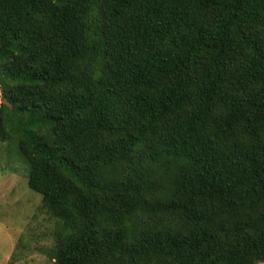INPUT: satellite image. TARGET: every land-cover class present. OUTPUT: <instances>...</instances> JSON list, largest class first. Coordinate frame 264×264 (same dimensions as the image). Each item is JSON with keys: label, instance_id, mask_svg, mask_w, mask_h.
<instances>
[{"label": "trees", "instance_id": "obj_1", "mask_svg": "<svg viewBox=\"0 0 264 264\" xmlns=\"http://www.w3.org/2000/svg\"><path fill=\"white\" fill-rule=\"evenodd\" d=\"M0 140L53 264L264 262V0H0Z\"/></svg>", "mask_w": 264, "mask_h": 264}, {"label": "rangeland", "instance_id": "obj_2", "mask_svg": "<svg viewBox=\"0 0 264 264\" xmlns=\"http://www.w3.org/2000/svg\"><path fill=\"white\" fill-rule=\"evenodd\" d=\"M28 177L15 144L0 140V264L12 258L16 264H53L57 219L28 186Z\"/></svg>", "mask_w": 264, "mask_h": 264}]
</instances>
